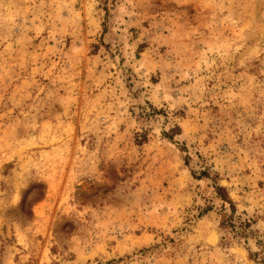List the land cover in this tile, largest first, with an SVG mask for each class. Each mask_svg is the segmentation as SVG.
Wrapping results in <instances>:
<instances>
[{"label": "rangeland", "instance_id": "rangeland-1", "mask_svg": "<svg viewBox=\"0 0 264 264\" xmlns=\"http://www.w3.org/2000/svg\"><path fill=\"white\" fill-rule=\"evenodd\" d=\"M0 264H264V0H0Z\"/></svg>", "mask_w": 264, "mask_h": 264}, {"label": "trees", "instance_id": "trees-1", "mask_svg": "<svg viewBox=\"0 0 264 264\" xmlns=\"http://www.w3.org/2000/svg\"><path fill=\"white\" fill-rule=\"evenodd\" d=\"M163 135L165 137L169 138V139H172V137H171L172 135L171 134L163 133ZM202 175L206 176L207 173L206 172H202ZM215 191H216L218 197L223 201L224 205H225V203H228L229 206H230L231 212L234 213V205H233L230 197L228 196V193H227L225 187L220 186V185H216L215 186ZM246 224L247 223H245V225Z\"/></svg>", "mask_w": 264, "mask_h": 264}]
</instances>
